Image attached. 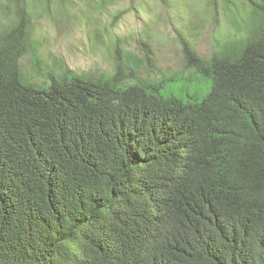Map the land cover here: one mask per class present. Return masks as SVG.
Returning a JSON list of instances; mask_svg holds the SVG:
<instances>
[{
  "label": "trees",
  "instance_id": "1",
  "mask_svg": "<svg viewBox=\"0 0 264 264\" xmlns=\"http://www.w3.org/2000/svg\"><path fill=\"white\" fill-rule=\"evenodd\" d=\"M52 1L6 0L0 264H264V0H207L230 39L210 58L182 39L189 77L158 82L130 78L119 44L114 72L45 67L30 11Z\"/></svg>",
  "mask_w": 264,
  "mask_h": 264
},
{
  "label": "rangeland",
  "instance_id": "2",
  "mask_svg": "<svg viewBox=\"0 0 264 264\" xmlns=\"http://www.w3.org/2000/svg\"><path fill=\"white\" fill-rule=\"evenodd\" d=\"M7 4L0 0V34L15 22V17L5 13ZM181 4L122 0L98 16L88 13L84 3L61 10L53 0L48 12L44 13L43 7L30 11L32 39L45 67L54 61L76 73L114 72L115 47L119 44L125 60L133 56L130 78L158 82L181 74L186 79L182 39L191 41L198 55L210 58L222 42L230 39L231 32L224 18L214 20V15L205 11L207 0H181ZM116 15L119 22L114 21ZM99 28L104 39L94 40ZM34 54L22 57L20 65L27 78L40 81Z\"/></svg>",
  "mask_w": 264,
  "mask_h": 264
},
{
  "label": "clouds",
  "instance_id": "3",
  "mask_svg": "<svg viewBox=\"0 0 264 264\" xmlns=\"http://www.w3.org/2000/svg\"><path fill=\"white\" fill-rule=\"evenodd\" d=\"M196 51V50H195ZM200 56V55H199Z\"/></svg>",
  "mask_w": 264,
  "mask_h": 264
}]
</instances>
